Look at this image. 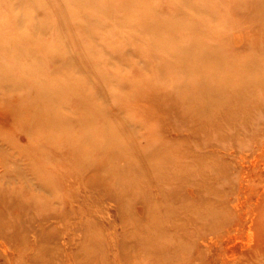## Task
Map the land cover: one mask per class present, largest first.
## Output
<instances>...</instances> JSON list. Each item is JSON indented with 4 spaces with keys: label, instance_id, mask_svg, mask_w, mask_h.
Here are the masks:
<instances>
[{
    "label": "bare ground",
    "instance_id": "bare-ground-1",
    "mask_svg": "<svg viewBox=\"0 0 264 264\" xmlns=\"http://www.w3.org/2000/svg\"><path fill=\"white\" fill-rule=\"evenodd\" d=\"M172 1L174 8L162 11L156 6L159 0H6V14L0 21V105L8 108L15 130L26 134L35 147L37 156L29 159L28 168L37 183L48 186L58 177L74 175L117 200L147 201L148 191L139 188L146 180L154 182L156 197H181L180 186L192 185L193 178L167 164L182 168L176 163L180 155L171 148L177 152L185 145L180 141L176 147L154 144L152 148L160 152L155 155L149 151L155 141L151 134H164L168 122L175 119L178 126L189 127L197 145L203 135L218 134L223 141L229 134L233 138L246 133L264 114V0L224 1L225 14L234 24L246 20L260 36L255 53L249 47L245 55L223 47L230 21L220 13V0ZM48 7L52 11L36 19V13ZM51 25L55 39L48 42L43 34ZM78 31L80 36L73 34ZM101 40L113 44L110 52ZM99 52L108 56L97 59ZM135 54L143 65H134L138 74L133 77L130 57ZM118 56L128 63L124 74ZM47 61L54 65L50 74L45 72ZM107 67L115 79H110ZM75 97L78 106L70 110L66 104ZM143 99L146 104H139ZM111 104L122 118L110 115ZM157 113H161L158 119H148L150 141L140 149L134 140L136 128L148 122L145 114ZM35 134L48 145H41ZM83 134H97L99 143ZM207 168L201 167L200 174H209ZM4 203L0 198V205ZM175 207L191 210L181 209L180 204ZM3 213L0 208V257L5 264L13 224Z\"/></svg>",
    "mask_w": 264,
    "mask_h": 264
},
{
    "label": "rangeland",
    "instance_id": "rangeland-1",
    "mask_svg": "<svg viewBox=\"0 0 264 264\" xmlns=\"http://www.w3.org/2000/svg\"><path fill=\"white\" fill-rule=\"evenodd\" d=\"M171 1L159 0L156 6L162 11L171 10L174 8ZM224 1H219V8L220 13L226 16L224 6L227 3ZM51 11L52 7L39 10L36 19ZM0 13L1 21L6 14V0H0ZM227 18L230 26L223 47L242 55L247 52L244 49L251 47V54L255 53L260 36L255 35L254 26L246 20L234 24L235 21ZM101 21L106 22L105 18ZM73 34L80 36L81 31ZM251 35H254L253 39ZM43 38L48 42L55 39L52 25ZM105 41L101 40L110 52L113 44ZM250 42L254 44L247 46ZM84 43L88 45L87 41ZM127 48L123 44V49ZM106 53L99 52L96 58L102 60L108 56ZM130 60V73L135 77L138 70L134 65H143V61L136 54ZM149 62L152 63L151 60ZM46 63L45 72L50 74L54 65ZM150 63L144 68L145 73H149ZM118 66L122 74L128 70V63L119 56ZM107 72L110 79L116 78L110 67H107ZM138 101L139 104H146L144 99ZM78 103L75 97L66 106L74 110ZM132 104L136 105L137 100ZM109 106L112 107H109L112 117L121 115L117 107ZM80 114L73 117L77 119ZM159 114H145V120L158 119ZM10 117L8 108L0 105V198L5 201L0 208L7 221L13 224L8 231L10 238L6 242L5 264H264V114L246 133L233 138L229 134L223 141L218 139V134L203 135L199 138L200 145L196 144L197 138L189 127L178 126L175 119L168 122V128L162 131L164 134L161 131L160 134L158 131L151 134L152 125L149 120L145 121L136 128L134 140L137 147L145 148L150 134L155 141H152L149 151L155 155L160 152L152 148L154 144L166 143L169 147H176L174 144L177 141L182 142L185 146L177 148V152L171 148L180 155V161L176 163H180L182 168L174 162L167 164V168L186 170L188 177L193 178L189 181L192 185L183 183L180 186L181 197L168 198L162 195L156 197L154 182L151 184L143 180L145 184H140L139 188L148 191L144 195L148 197L147 201L117 200L99 187L85 185L74 175L58 177L48 186L37 183L28 168L29 159L37 156L35 147L26 134L15 130L16 124ZM232 134L235 132L232 131ZM41 137L39 134L34 136L41 145H48ZM86 138L99 143L95 141L96 138L99 140L97 134H89ZM201 167H208L209 174L201 175ZM121 178L125 179L126 174ZM68 187L70 190L66 191ZM171 187L165 186L167 189ZM126 200L132 202L127 204ZM179 204L181 209L191 210L177 211L175 206ZM211 208L214 211L209 212ZM202 210L209 213L203 214Z\"/></svg>",
    "mask_w": 264,
    "mask_h": 264
}]
</instances>
